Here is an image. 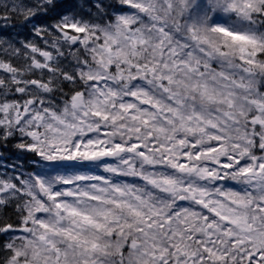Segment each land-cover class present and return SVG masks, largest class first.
<instances>
[{
	"label": "snow or ice",
	"instance_id": "1",
	"mask_svg": "<svg viewBox=\"0 0 264 264\" xmlns=\"http://www.w3.org/2000/svg\"><path fill=\"white\" fill-rule=\"evenodd\" d=\"M0 264H264V0H0Z\"/></svg>",
	"mask_w": 264,
	"mask_h": 264
}]
</instances>
